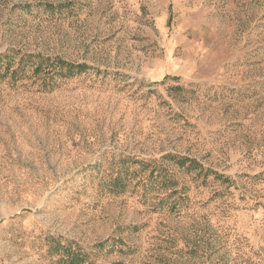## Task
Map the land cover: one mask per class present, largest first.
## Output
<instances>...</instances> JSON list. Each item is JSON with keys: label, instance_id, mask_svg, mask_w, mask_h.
Here are the masks:
<instances>
[{"label": "rangeland", "instance_id": "obj_1", "mask_svg": "<svg viewBox=\"0 0 264 264\" xmlns=\"http://www.w3.org/2000/svg\"><path fill=\"white\" fill-rule=\"evenodd\" d=\"M64 246L264 264V0H0V264Z\"/></svg>", "mask_w": 264, "mask_h": 264}, {"label": "trees", "instance_id": "obj_2", "mask_svg": "<svg viewBox=\"0 0 264 264\" xmlns=\"http://www.w3.org/2000/svg\"><path fill=\"white\" fill-rule=\"evenodd\" d=\"M34 58V57H31ZM50 64L56 65V66H61L63 68H67L68 70H70L71 72H75L76 71H82L85 70L86 67L84 65H74L71 63H67L64 60H49ZM19 70H15L14 73H17ZM168 159L174 161L180 168H184L187 167L188 169H198L200 166L198 164V162L194 159H190L187 157H181V156H170ZM102 247L104 246L101 245ZM64 249H66L67 251V257H64V259L61 260V263L63 264H86L84 263V261L82 259H80V252H74L73 250H71V248L69 247H63ZM89 264H94V263H89ZM116 264H123V263H116Z\"/></svg>", "mask_w": 264, "mask_h": 264}]
</instances>
